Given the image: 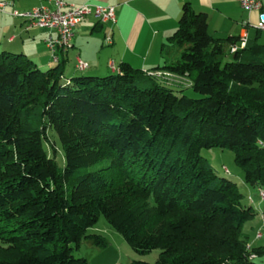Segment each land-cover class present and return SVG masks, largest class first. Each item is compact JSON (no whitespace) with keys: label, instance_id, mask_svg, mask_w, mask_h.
<instances>
[{"label":"trees","instance_id":"trees-1","mask_svg":"<svg viewBox=\"0 0 264 264\" xmlns=\"http://www.w3.org/2000/svg\"><path fill=\"white\" fill-rule=\"evenodd\" d=\"M206 23L185 4L168 38L179 57L157 68L197 98L127 63L69 78L0 52V264H88L73 251L107 245L87 235L101 216L136 254L159 250L153 264H257L264 246L243 231L256 212L201 150L232 152L264 195V45Z\"/></svg>","mask_w":264,"mask_h":264},{"label":"crops","instance_id":"crops-1","mask_svg":"<svg viewBox=\"0 0 264 264\" xmlns=\"http://www.w3.org/2000/svg\"><path fill=\"white\" fill-rule=\"evenodd\" d=\"M67 5L83 4L113 7L115 23L101 25L87 18L74 28L73 46L64 55L66 77H103L115 74L121 63L140 71L154 70L175 62L179 54L172 48L168 38L175 32L183 6L193 12L204 13L208 31L215 39L238 37L240 47L264 45V30L258 29V13L241 10L238 0H64ZM262 14H264V0ZM7 3L0 12V52L20 54L34 62L41 70L54 67L44 45L45 30L29 28L27 24L10 15L12 11L25 12L33 8L49 6L48 0H0ZM111 36L109 41L107 37ZM244 40V41H243ZM105 53L102 55L100 53ZM87 63L83 72L75 68L76 59ZM111 65V66H110ZM68 70L69 76L65 71ZM241 190L250 188L237 174ZM257 190V189H255ZM259 193V190H257ZM261 199V198H260ZM250 200V199H249ZM252 201V200H251ZM262 219L264 200L257 201ZM248 204L253 205L249 202ZM253 208V207H252ZM256 212V211H255ZM256 213V214H257ZM245 233V232H244ZM248 236V235H247ZM256 239L254 243L258 242ZM250 244L252 247L264 246Z\"/></svg>","mask_w":264,"mask_h":264},{"label":"rangeland","instance_id":"rangeland-1","mask_svg":"<svg viewBox=\"0 0 264 264\" xmlns=\"http://www.w3.org/2000/svg\"><path fill=\"white\" fill-rule=\"evenodd\" d=\"M114 14H115V12H114ZM114 23H110V24H114ZM99 24L105 25L102 23H99ZM73 38H74V35H73ZM109 38L111 39V36H109ZM70 50L71 49H69L67 52H69ZM67 52L59 54L60 59H59V62L56 63V65L63 63V61H64L63 57ZM105 53L106 52L100 53V54L105 55ZM48 56H49V53H48ZM77 59H79V58H77ZM50 61H51V59H50ZM82 62L86 63L84 61H82ZM51 64H53L56 67L55 63H53L52 61H51ZM76 65H77V61H76ZM76 65H75V67H76ZM111 69L113 71H116V72L118 71V70L114 69L113 66H111ZM85 70H83V71H85ZM83 71H80V72H83ZM157 71H159V70H157V69L143 70L141 72L144 73L145 75H147V74L153 75V73H155ZM65 73L67 76H69L68 70L65 71ZM161 81L164 82L165 84H167L169 87H172V88L174 87L176 89H182V90L185 89L183 94L187 97H190V98H197L198 97L196 94H194L192 92L191 89H186L190 86L185 87L183 84H180L181 82L180 83H177V82L172 83L171 81H168L165 79H163V80L161 79ZM47 134H48L51 142H53L52 140L54 138V141L57 143L56 146L59 147V150H58V148H56V146H54L55 143L53 142L54 144L52 146L55 148V154H54L55 158L54 159H55L57 165L59 166V168H62L64 166V159H62L63 156H62L61 148L59 146L58 138H57L56 134L53 133V131H49V132H47ZM201 155L204 159H206L208 161L210 166L215 170V172L218 175L223 176L224 178H228L231 181H234L239 186L238 191H240L244 197L242 203L245 204L246 206H251L250 204H248L249 202L253 203L252 207L257 213L259 211V207L257 206L256 202L259 200L261 201V199L264 200V195L260 191L258 193V191L255 189H248L250 192L249 195H248L247 191L241 190V182H239V179L237 178V174H240V176H241L242 172L234 165L233 153L230 152L229 150L226 151V150L214 148V149H203V150H201ZM105 165H107V164L106 163L97 164V165L91 167V169H89V170H96V169L99 170L100 167L105 166ZM254 216L255 217L251 221L246 223L244 228H243V231L248 235V241H247L248 246H250V244L251 245L255 244L254 243L255 238L260 239L261 237H263V239L258 240V242H256L255 245H264V220L261 219V217H260V215H258V213L255 214ZM105 221L106 220L102 216H101V218L99 217L98 221H96L97 223L95 225H93L92 227L87 229V235L101 236L106 240L107 245L104 248H100V247H96V246H93L90 244L88 245L87 242L83 241L81 243L79 249L73 251V256H75L76 258L86 259L88 264H131L132 262H145V263H150V264L155 263V261L158 259L157 257L159 256V250H153L151 253H149L147 255H141L140 256V255L136 254L135 252L132 251V249L130 247L127 246V243L125 242L123 237L120 234H118L114 229H112L108 225V223ZM258 233L261 234L260 238L256 237ZM257 264H264V255L257 259Z\"/></svg>","mask_w":264,"mask_h":264},{"label":"built area","instance_id":"built-area-1","mask_svg":"<svg viewBox=\"0 0 264 264\" xmlns=\"http://www.w3.org/2000/svg\"><path fill=\"white\" fill-rule=\"evenodd\" d=\"M241 10L258 13V29L264 30V14H262L263 2L261 0H238ZM49 6L33 8L29 11H12L10 15L14 18L23 20L29 28L45 30L47 36L44 39V45L49 53L53 63H58L59 54L67 52L72 48L74 28L87 18H92L98 23L108 24L115 22L114 8L103 7L99 5L83 4L81 6L67 5L64 0H48ZM8 4L0 2V12H5ZM107 37L106 41H109ZM244 41V40H243ZM241 45L243 43L240 41ZM77 68L79 71L85 70L86 63L77 59ZM153 76L160 80L165 79L172 83H180L185 87L190 86L186 78L179 77L171 72L159 70L153 73ZM262 195V194H261ZM257 238L261 237L258 233ZM250 249V246H247ZM254 258V256H251Z\"/></svg>","mask_w":264,"mask_h":264}]
</instances>
